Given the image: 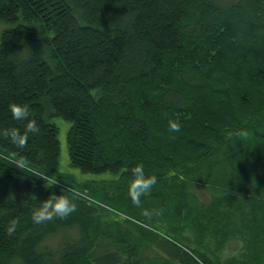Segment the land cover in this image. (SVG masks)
<instances>
[{
	"label": "trees",
	"instance_id": "obj_1",
	"mask_svg": "<svg viewBox=\"0 0 264 264\" xmlns=\"http://www.w3.org/2000/svg\"><path fill=\"white\" fill-rule=\"evenodd\" d=\"M0 21V129H23L11 101L29 104L41 126L23 146L0 135V264H211L141 222L151 208L162 214L160 183L179 175L185 186L189 173L215 174L209 183L221 191H235L221 188L226 176L230 185L264 179V0H0ZM56 118L68 122L69 165L114 178L59 171ZM137 162L158 177L139 205L127 187ZM51 192L76 210L33 223ZM238 215L221 224L242 238L225 264L248 254L264 264L263 203Z\"/></svg>",
	"mask_w": 264,
	"mask_h": 264
},
{
	"label": "rangeland",
	"instance_id": "obj_2",
	"mask_svg": "<svg viewBox=\"0 0 264 264\" xmlns=\"http://www.w3.org/2000/svg\"><path fill=\"white\" fill-rule=\"evenodd\" d=\"M4 26L5 24L0 21V33ZM54 122L59 126V171L74 173L80 180L85 178L99 180L100 178L115 177L114 174H103L104 176L101 174L87 175L81 173L77 168L71 167L68 163L66 143L68 122L60 118L54 119ZM262 166L264 165L258 168L259 171H264V167ZM187 177H189V182L185 186L183 185L184 176L182 175L160 183L161 187L159 186L158 188L157 193L159 194L156 193V199L157 197L163 196L166 200L161 201V198H159L158 202H160V204L164 203L166 209H163L162 214H160L158 208H151L150 212L145 214V218L142 219L141 223L143 226L151 229L152 232L144 229L141 230L139 227H137L136 231H147L152 233V235L156 233L169 238H175L187 245V247L190 246L199 251L197 255L207 262L211 264H225L227 257L236 254L239 255V252H241L242 238L240 237V233L226 237L229 231L221 225L224 224V213H231L235 216L233 220L241 223V218L238 215L239 210H249L254 202H262L264 206V179L256 176L248 181V185H246L244 178L240 181L233 180L234 183L230 185L229 177L226 176L223 180L217 179L221 188L223 186H226L227 189L235 187V191H221L222 189L216 188L209 183L210 179L213 181L216 180L215 174H212L209 178L205 177L203 181H199V175L195 173H189ZM166 184L169 185L166 186ZM229 194L234 195L229 199V203L230 200L232 201L230 203L231 205H227L224 198L225 196L228 198ZM150 197L151 201H156L153 194H150ZM115 206L122 209L117 205ZM240 206L241 209H239ZM218 211L219 217L214 216L213 218L214 212ZM106 215L108 221L117 218L112 214ZM105 217L106 216H103V218ZM121 221L128 226V228H131L133 225H128L129 223L126 222L127 220L121 219ZM101 225V227H104L103 222H101ZM239 229L242 231L241 227ZM147 232H145L143 236L149 241L151 237ZM218 239H223L222 241H224V243L217 247L216 241ZM52 240H54L53 236L49 237L47 242L49 243ZM140 243H142V241H140ZM187 253L191 255V252L187 251ZM198 260L201 261L200 259ZM240 261V264H256L249 254L240 259ZM163 262H165V260Z\"/></svg>",
	"mask_w": 264,
	"mask_h": 264
},
{
	"label": "clouds",
	"instance_id": "obj_3",
	"mask_svg": "<svg viewBox=\"0 0 264 264\" xmlns=\"http://www.w3.org/2000/svg\"><path fill=\"white\" fill-rule=\"evenodd\" d=\"M8 111L13 120L23 122V129L18 126L5 127L0 129V135L9 138L12 143L23 146L28 142L30 134H38L41 131L39 121L31 116L30 105L27 103L11 101L8 104ZM171 127L178 130L179 123H172ZM130 175L127 178V187L133 202L141 203V196L148 194L157 183L158 177L155 173H146L143 162H137L130 167ZM46 186H53L58 183L56 175H46L42 179ZM76 210V203L68 195L62 192L57 194L51 192L45 199L35 204L31 211V219L35 224H42L55 218L69 216ZM17 221L11 220L5 230L12 234L16 231Z\"/></svg>",
	"mask_w": 264,
	"mask_h": 264
}]
</instances>
